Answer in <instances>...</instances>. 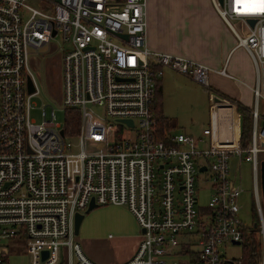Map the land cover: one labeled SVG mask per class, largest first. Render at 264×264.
Returning a JSON list of instances; mask_svg holds the SVG:
<instances>
[{"label": "built area", "instance_id": "1", "mask_svg": "<svg viewBox=\"0 0 264 264\" xmlns=\"http://www.w3.org/2000/svg\"><path fill=\"white\" fill-rule=\"evenodd\" d=\"M24 1L0 0V264H8L6 242H14L27 264H95L73 234L74 215L91 200L125 206L136 222L134 250L120 264H241L221 250L243 245L253 223L241 218L244 188L241 175L231 173L233 161L251 168V214L264 264V147L256 137L257 121L264 125V12L237 0H210L255 71L249 144L222 148L206 144L210 128L200 137L159 134L150 105L162 70L205 88L213 70L147 47L146 0H43L44 9ZM57 35L63 42L59 106L79 115L71 135L52 110L47 115L43 108L38 123L29 117L37 90L28 56ZM217 73L231 79L225 70ZM203 193L205 205L199 204Z\"/></svg>", "mask_w": 264, "mask_h": 264}, {"label": "rangeland", "instance_id": "2", "mask_svg": "<svg viewBox=\"0 0 264 264\" xmlns=\"http://www.w3.org/2000/svg\"><path fill=\"white\" fill-rule=\"evenodd\" d=\"M24 4L41 9L48 7L43 0H25ZM61 48H63V42L61 37L57 35L48 45L40 48L37 54L28 56V70L36 83L37 90L36 94L29 99V117L36 123L41 121V111L44 108L47 115L52 110L55 122L60 125L63 124L64 114L59 106L62 99ZM242 51L243 49L237 51L232 58V62L238 63ZM243 61L245 59L240 60V66ZM166 72H164L162 78H165ZM228 73L232 76V79H223L228 88L227 92H221L224 95L220 93L222 96L212 94L213 92H209L208 89L188 77L172 73L173 78H176L174 83H170L167 89L160 94L161 113L166 118L165 123L168 124L164 132L198 136L203 128L207 127L213 131L211 138H219L228 145H232L237 142L242 132L240 112L237 110L238 106L242 105L245 115L248 114L247 116H249V123L251 124L249 137L244 141L241 137L239 145L246 146L249 144L248 141L253 129L251 112L254 99L252 93L248 97L246 88L243 89V82L246 81L244 77L235 72L232 74L230 70H228ZM252 76L254 84L255 71L253 64ZM212 89L211 86L210 90ZM259 111L264 116L263 101L259 104ZM256 137L257 142L259 141V144L264 147V125L261 119L256 123ZM261 158H264V154L261 155ZM239 173L243 179L242 186L246 190L241 200V218L245 224L249 225L252 223L249 195L252 177L249 164L242 162ZM207 201L206 193L199 195V204L205 205ZM138 234L136 222L125 206L107 204L96 206L83 213L74 241L79 245L82 253L93 263L120 264L131 257L130 254L133 252ZM13 244L14 242L3 244L4 247L7 246L8 264H27V257L24 254L17 255L13 250ZM242 247V245H227L221 246V250L225 253L227 259L236 261L242 257ZM18 248L19 253L22 254V248L20 246ZM18 248L16 247V249ZM175 262V260H171L168 264Z\"/></svg>", "mask_w": 264, "mask_h": 264}, {"label": "crops", "instance_id": "3", "mask_svg": "<svg viewBox=\"0 0 264 264\" xmlns=\"http://www.w3.org/2000/svg\"><path fill=\"white\" fill-rule=\"evenodd\" d=\"M144 13L146 44L149 49L160 53L189 58L211 68L213 72H211L209 76V84L213 89L210 90V87L206 89L211 93L213 92L212 94H219L218 96H222L224 95L222 93L227 92L228 86H226L227 83L223 80L227 77L217 72L225 70L226 73L231 76L228 73V70H230L232 74L235 72L241 74V77H244L246 81L243 82V89L245 90L246 88V95L248 97L251 95V87L253 86L251 60L243 48H236V39L234 35L218 16L210 0H146ZM240 49H243V51L240 53L239 61L236 64L232 62V58ZM242 59H245V61H243L240 66V60ZM162 71V76H164V72H167L165 73V78L161 76L157 80L156 87L159 88L160 94L163 90L167 89L170 83H174L176 79L172 76L174 72L168 69H163ZM175 74L177 75V73ZM245 106L249 107L248 105ZM239 116L241 117L240 114ZM241 125L242 132L236 143L228 145L219 138H211L213 133V131H211V135L206 138V144L208 143L210 145L211 143L216 147L222 148L239 146V140L243 133L242 122ZM206 128L207 127L203 128V130ZM202 131L198 136L194 137H200ZM240 170L241 166L237 167L236 161H233L231 173L240 174ZM251 192L252 186L249 193L250 212L252 213L253 199ZM245 193L246 190L244 189L242 196Z\"/></svg>", "mask_w": 264, "mask_h": 264}, {"label": "trees", "instance_id": "4", "mask_svg": "<svg viewBox=\"0 0 264 264\" xmlns=\"http://www.w3.org/2000/svg\"><path fill=\"white\" fill-rule=\"evenodd\" d=\"M150 109L156 120L159 134H163L164 129L167 128L168 124L165 122V117L161 113V103H160V90L159 88H154L153 97L151 100ZM238 112L243 116V141L247 140L249 137V116L245 115V110L241 106H238ZM64 121H63V131L65 134L71 135L77 132L79 115L75 109L66 108L63 111ZM253 223L251 227L244 232V241H243V253L240 259L241 264H260L261 263V243L258 237V229L254 224L256 223V215L252 214Z\"/></svg>", "mask_w": 264, "mask_h": 264}, {"label": "water", "instance_id": "5", "mask_svg": "<svg viewBox=\"0 0 264 264\" xmlns=\"http://www.w3.org/2000/svg\"><path fill=\"white\" fill-rule=\"evenodd\" d=\"M56 1H58V0H56ZM251 24H253V22H251ZM32 92H33V87H32L31 81L27 80V93H32ZM59 133L62 134L63 131L60 130ZM259 180H260V188H261V194H262L263 205H264V161H262L260 163ZM94 207H96V206L93 204V202L91 200L87 209L85 210V213L88 212L89 210L93 209ZM82 217H83V214L76 213L74 215V220H73V234H74V236L78 232L79 224L81 222ZM235 244H238V243H235ZM46 255L47 254L45 252H43L42 253V259H44L46 257Z\"/></svg>", "mask_w": 264, "mask_h": 264}, {"label": "snow or ice", "instance_id": "6", "mask_svg": "<svg viewBox=\"0 0 264 264\" xmlns=\"http://www.w3.org/2000/svg\"><path fill=\"white\" fill-rule=\"evenodd\" d=\"M237 3L264 12V0H237Z\"/></svg>", "mask_w": 264, "mask_h": 264}]
</instances>
